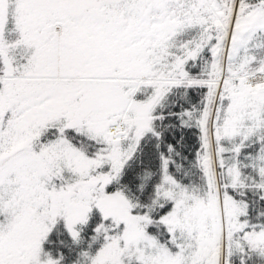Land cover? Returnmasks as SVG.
<instances>
[{
    "label": "snow or ice",
    "instance_id": "obj_1",
    "mask_svg": "<svg viewBox=\"0 0 264 264\" xmlns=\"http://www.w3.org/2000/svg\"><path fill=\"white\" fill-rule=\"evenodd\" d=\"M0 264H264V0H0Z\"/></svg>",
    "mask_w": 264,
    "mask_h": 264
}]
</instances>
